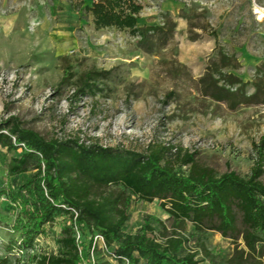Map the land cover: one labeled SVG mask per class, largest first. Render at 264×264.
Returning a JSON list of instances; mask_svg holds the SVG:
<instances>
[{"label": "rangeland", "instance_id": "rangeland-1", "mask_svg": "<svg viewBox=\"0 0 264 264\" xmlns=\"http://www.w3.org/2000/svg\"><path fill=\"white\" fill-rule=\"evenodd\" d=\"M92 3L0 0V119L18 117L47 140L79 139L120 151L144 153L151 143L171 144L195 153L196 161L218 176L233 171L248 178L254 144L264 135V104L232 110L204 96L199 81L217 49L238 61L236 70L223 73L246 83L247 96L255 92L256 68L264 63V0H143L139 27L175 24L170 40L166 35L154 39L155 53L130 31H97L85 11ZM66 65L76 77L58 89ZM94 67L112 71L109 80L101 82L104 92L76 101L71 96L75 81ZM170 92L175 97L166 105ZM20 152L2 150L0 190L9 184L18 189L36 172L9 175L10 161ZM132 200L126 233H136L147 215L174 229L175 220L160 200ZM17 213L15 205L0 198V258H8L9 264H32L38 255L59 254L57 240L70 225L68 218L47 225L33 250L20 251L13 249L19 240L14 231ZM153 225L161 232L156 222ZM182 234L190 237V249H198L199 241L217 252L234 247L217 233L201 237L192 224ZM113 253L109 249L101 261L128 264Z\"/></svg>", "mask_w": 264, "mask_h": 264}, {"label": "trees", "instance_id": "trees-1", "mask_svg": "<svg viewBox=\"0 0 264 264\" xmlns=\"http://www.w3.org/2000/svg\"><path fill=\"white\" fill-rule=\"evenodd\" d=\"M144 8L143 0H93L85 11L92 15L97 31H130L139 36L143 48L155 53L154 39L166 35L170 40L175 24L139 27ZM237 68L236 57L216 49L215 60L199 81L200 92L232 110L264 104V63L256 68L255 92L250 96L245 92L247 84L238 76L223 73ZM72 69L64 67L58 89L75 79ZM111 75L112 71L91 68L75 81L71 96L79 101L103 93L101 82ZM174 95L170 92L164 104ZM4 149L7 153L21 150L10 161L11 177L36 171L18 189L9 184L0 190V198L18 211L14 231L19 240L13 249L33 250L47 225L61 218L71 222L57 240L59 254L38 255L32 264H82L83 260L108 264L101 261L105 252L99 249L92 262L90 237L96 233L104 237L108 251L114 250L117 261L128 264H264V135L254 144V165L248 178L233 171L218 176L198 163L195 153L171 144L151 143L139 153L86 145L79 139L47 140L14 116L0 119V155ZM132 197L148 203L160 200L175 220L174 229L147 215L136 233H126ZM188 224L201 237L217 233L231 240L233 249L217 252L204 241L197 243L198 249H190V237L182 234ZM75 227L85 238L83 257ZM0 264H9V259L0 258Z\"/></svg>", "mask_w": 264, "mask_h": 264}, {"label": "built area", "instance_id": "built-area-1", "mask_svg": "<svg viewBox=\"0 0 264 264\" xmlns=\"http://www.w3.org/2000/svg\"><path fill=\"white\" fill-rule=\"evenodd\" d=\"M75 214H76V216H78V214L76 212H75ZM75 239H76V243L79 247V253H80L81 257H83L82 245L85 242V238H84L82 231L78 227H75ZM90 239L92 241V247H91L90 254H91L92 262H94L95 261V250L99 249V250H102L103 252H106V251H108V248H107V245L105 243V239L101 234L96 233L94 236L90 237ZM82 264H88V263L83 260Z\"/></svg>", "mask_w": 264, "mask_h": 264}]
</instances>
